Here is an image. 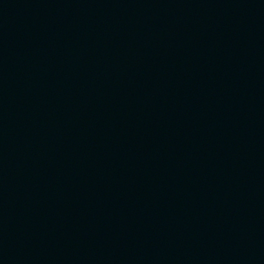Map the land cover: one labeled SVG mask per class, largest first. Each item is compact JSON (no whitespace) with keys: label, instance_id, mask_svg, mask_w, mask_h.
Instances as JSON below:
<instances>
[{"label":"water","instance_id":"obj_1","mask_svg":"<svg viewBox=\"0 0 264 264\" xmlns=\"http://www.w3.org/2000/svg\"><path fill=\"white\" fill-rule=\"evenodd\" d=\"M0 264H264V0H0Z\"/></svg>","mask_w":264,"mask_h":264}]
</instances>
